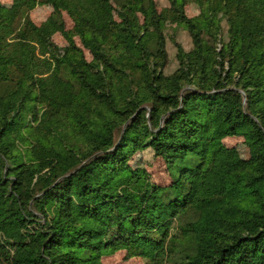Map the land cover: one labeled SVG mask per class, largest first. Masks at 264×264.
<instances>
[{
    "label": "trees",
    "instance_id": "16d2710c",
    "mask_svg": "<svg viewBox=\"0 0 264 264\" xmlns=\"http://www.w3.org/2000/svg\"><path fill=\"white\" fill-rule=\"evenodd\" d=\"M219 1L226 40L212 16L187 18L186 0H168L161 14L154 0L0 5V264H102L120 250L148 264H264V0ZM41 5L53 10L47 32L65 13L92 62L74 46L50 55L32 23L20 24ZM148 11L150 40L137 18ZM170 16L192 49L176 47L166 76ZM121 47L128 58L112 52ZM32 103L43 112L29 142ZM227 137L244 139L247 160ZM145 149L163 160L170 186L131 168Z\"/></svg>",
    "mask_w": 264,
    "mask_h": 264
},
{
    "label": "rangeland",
    "instance_id": "374dc122",
    "mask_svg": "<svg viewBox=\"0 0 264 264\" xmlns=\"http://www.w3.org/2000/svg\"><path fill=\"white\" fill-rule=\"evenodd\" d=\"M26 0H23L25 2ZM157 14H161L164 10L169 8L168 0H154ZM0 5L5 8L12 6V0H0ZM185 15L190 20H204L211 16L219 21L221 25V32L223 39L227 38V22L225 19V9L223 4L219 0H186L184 4ZM52 7L49 5H41L35 7L33 10L27 11L25 17L20 20V24L24 22L26 18L32 25V33L38 42V44L44 46L50 55L56 58H61L66 50H70L74 46L80 51L83 59L86 63H90L93 60L92 54L83 47L81 40L78 35L75 34L72 20L65 14H61L60 30L54 34H49L45 28V22L52 13ZM114 19L119 21L116 14H113ZM139 24L145 26L148 39L150 40L154 35L153 27L150 24L151 12L148 11L146 15L137 14ZM4 24V19L0 18V28ZM163 35L165 38V50L167 53V65L164 69L166 76L171 75L177 68V62L175 59L176 47H181L185 52L192 49L191 36L184 28V26L178 24L173 17H167L164 22ZM68 33V37L65 35ZM144 33V32H142ZM141 33V34H142ZM70 39V40H69ZM221 46V44H219ZM113 53L122 54L125 58H128L126 50H112ZM124 63H128L129 59H122ZM133 84L136 88L143 87L142 74L138 70H127ZM147 108V107H146ZM41 107L30 104L25 111H23L24 121L30 123L31 129H26L24 135L28 141L32 140L33 133L36 132L37 123L40 121L42 116ZM33 117H36L37 123H32ZM57 129L63 133L65 130L68 133L70 139L73 140L77 135L69 125V122L63 119L56 118ZM124 127V126H123ZM122 127V128H123ZM222 144L227 148H234L239 157L243 160H247L249 157L248 149L244 143L242 137H227L222 140ZM129 165L134 171L139 173H145L150 181L159 187H168L173 181V177L170 171H168L165 163L159 157L154 156L151 149H145L135 152L129 160ZM175 226L178 224L175 222ZM102 264H148L144 259L138 257H128L126 251H116L111 255H107L102 258Z\"/></svg>",
    "mask_w": 264,
    "mask_h": 264
}]
</instances>
